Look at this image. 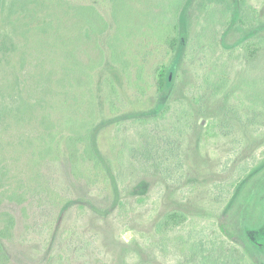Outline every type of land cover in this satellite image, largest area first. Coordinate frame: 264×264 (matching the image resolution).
<instances>
[{"label": "rangeland", "instance_id": "rangeland-1", "mask_svg": "<svg viewBox=\"0 0 264 264\" xmlns=\"http://www.w3.org/2000/svg\"><path fill=\"white\" fill-rule=\"evenodd\" d=\"M58 1L0 0V133L5 135L0 143V213L15 209L14 239L27 262L44 263L50 251L61 250L60 233L50 237L48 228L49 220L60 219V209L45 206L60 195L78 204L67 212L60 229H73L69 254L82 263L102 258L108 264H264V0H247L259 17L258 26L249 29L237 26L241 13L233 0H221L233 15L225 45L220 39L214 42L221 23L213 16L206 19L205 13V4L219 0H200L193 13L190 2L184 7L170 111L144 122L130 118L107 126L99 136L102 163L113 169L116 183L104 181V169L91 184L76 183L64 153L62 166L43 165L54 167L58 183L51 184L52 192L29 193L18 202L17 194L31 189L13 183L9 163L34 151L39 162L48 158L39 154L37 142L28 135L36 126H51V121L43 123L47 112L51 114L48 103L64 98V90L77 84L74 78L49 72L50 66H37L36 57L33 60V28L42 18L62 15L58 23L77 39L71 52L91 71L99 120L104 116L101 110L106 112V74L116 72L118 111L139 112L155 104V68L176 61L168 36H159L181 0H117L118 5L115 0H62V9ZM81 4L100 10L109 24L105 33L97 20L77 15ZM58 23L42 25V30L53 26L50 32L56 33ZM100 39L106 50L103 59L94 46ZM245 43L262 46L253 64L246 60ZM232 49L241 53L227 67ZM25 50L31 55L23 57ZM225 70L231 78L225 92L217 95L213 86ZM207 72L213 76L208 84L203 79ZM88 87L84 84L81 90L84 106ZM196 99L201 101L195 103ZM183 106L193 108V115L184 113ZM173 209L186 212L187 221L158 233L159 222Z\"/></svg>", "mask_w": 264, "mask_h": 264}, {"label": "trees", "instance_id": "trees-1", "mask_svg": "<svg viewBox=\"0 0 264 264\" xmlns=\"http://www.w3.org/2000/svg\"><path fill=\"white\" fill-rule=\"evenodd\" d=\"M95 1H97V3L104 2L106 4L108 0ZM118 1L115 0L114 5H118ZM199 1L200 0H181V3H178L173 11V20L168 22V24H163V26L166 27V32L164 29V32H162L163 36H159V39L168 36L167 41H169V46L173 51L177 52V54L175 62L173 61L170 65L163 62L154 70V82L156 87L154 106L139 112L118 111L119 107L116 104V101L119 95V87L115 78L116 72H109V74H106L103 78V86L106 87L109 92L104 94L106 112L101 110V114L104 115L101 117V120H99V116L96 114V95L92 88L93 82L91 71L86 64L80 63L74 53L71 52V43L74 41L76 42L77 39H73L65 32L63 25H61L63 22L58 23L64 18L62 15L52 13L50 15V20L42 18L43 22L33 28V31L35 30L33 34V48L34 51H36L35 53H37V56L32 54L34 55L32 57L33 60L36 57L35 59L38 62L37 66H50L49 72L60 74L64 78H74V80H77V84L76 86H73V90H64V98H60L59 100H56L55 98V100L52 99L50 100V103H48L49 108L51 109V114H49V111L47 112L48 115L43 117V123L51 121V126L41 128L42 125L40 124L41 126H36L35 130L28 135L29 140H35L37 142L36 147L39 149V154L47 155L48 158L40 160L39 162V155L34 151L28 158H23L19 154L15 157V163L12 161L9 163V170L11 172L13 183L25 188L30 187L31 189L26 190L24 193L17 194L20 198L18 202L25 201L29 196V193L34 194V192L43 191L45 194H50L52 192L51 184H57L58 181L57 177H55V172L53 170L54 167L50 168V166L53 164L62 166L64 153L69 160L71 178L76 183L91 184L94 179H97L103 169L105 170L103 174L104 181H107L108 183H116L113 169H107L102 163L99 136L102 130L107 126H119L130 118L139 119L144 122L148 118L164 117L166 113L170 111L171 103L174 100V88L177 78L175 65L179 62V57L181 55L180 49L183 44V40H179V34L182 33V24H180L179 20L181 18L180 15L189 2L190 13H193V11L196 12L199 7L196 3ZM58 6L62 9V0L58 1ZM232 6H234L236 12L240 11L241 13L239 20L240 24L238 23L237 26L242 29H249L258 26V10L255 6L248 3L247 0H233ZM191 8H193V10ZM114 10L118 11L116 6H114ZM53 11H55V9ZM63 12L68 13L66 11ZM205 13L206 19L213 16L218 21V24L221 23L220 32L214 34V42L218 44V40L220 39L221 44L225 45L224 39H226L227 31L230 29V25L232 26L233 22V15L230 14L228 6L221 3V0L216 2L210 1L205 4ZM79 14H83L88 18L91 17L94 21L97 20L98 23H101L102 31L104 33L107 28H109L106 18L93 4H81L77 11V15ZM55 21L58 23L56 33L55 30L54 32H50L53 26L50 28L51 30H42V25H51ZM115 23H119V21H115ZM156 30H158V28H156ZM172 30H175L173 31L175 32V36L170 37V32H172ZM215 31H217V29ZM104 33H102V35ZM220 33H222L221 37L219 35ZM177 34L178 36H176ZM89 37H91L90 34ZM99 41L101 42L102 39L97 40L98 43L94 44V46L101 52V58L99 59H103L106 50L102 47ZM214 42L212 44L209 43L211 48L215 47ZM244 48L245 51H247L246 60L249 61V64H253L256 58L259 60L262 46L245 43ZM240 53L241 52L234 49L230 51L227 56V67L233 66L236 63L239 59ZM249 53L253 58L250 57V59L247 57ZM26 55L30 56L31 52L25 50L23 52V57ZM223 61H225V58ZM98 63L102 64L103 60ZM90 68L93 69L94 67L90 66ZM50 75L54 76L53 73H50ZM220 75L219 82L213 86V93L217 95L225 92L231 78L230 73L226 70ZM212 77V72H207V75L205 74L203 79L206 81V84H208L211 82ZM47 78L49 77L47 76ZM50 79L52 78L50 77ZM67 83L71 84V80ZM84 84H88L90 90L86 106L83 105L84 98L81 91ZM119 101L120 103L122 102V100ZM200 101L201 100L196 99L195 103H199ZM183 108H185L184 113H190L191 116L193 115V108L189 106H183ZM54 111L56 116L50 118ZM182 114L183 113L179 114L177 117L182 116ZM4 138L5 135L0 133V143L3 144V141H5ZM39 141H41V143ZM47 162L52 163L49 167H46L49 169L43 168V165ZM110 171H112V173ZM32 184L34 185L32 186ZM58 196V199L56 198L57 200H50L51 206L47 204L45 206L48 210H50L51 207H57L60 209V219L53 218L52 220H49L48 228L49 234L51 235L50 237H52L53 233H60L62 247L58 253H55V249L50 251L45 262H42L41 264H108L102 258H89V260H85L82 263V261L75 260V258L69 254L68 246L72 241L69 237L72 238L73 229L69 228V230H64L62 233L60 228L63 227L64 218L67 212L78 204L72 197L62 198V196ZM187 219L188 215L186 212L173 209L159 222L157 231L162 235L166 234L167 231L174 230L177 225L187 221ZM17 223V213L14 208H9L7 212L0 213V264H30L22 254L21 246L15 243L14 236ZM221 228L223 231L228 232V228L225 224H223ZM261 241H264V239L262 238ZM49 245L50 242H46V247Z\"/></svg>", "mask_w": 264, "mask_h": 264}]
</instances>
